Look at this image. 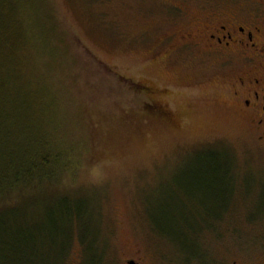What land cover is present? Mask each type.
Here are the masks:
<instances>
[{
    "label": "rangeland",
    "instance_id": "rangeland-1",
    "mask_svg": "<svg viewBox=\"0 0 264 264\" xmlns=\"http://www.w3.org/2000/svg\"><path fill=\"white\" fill-rule=\"evenodd\" d=\"M28 2L16 142L48 141L58 164L12 200L32 220L65 215L63 196L86 208L49 263L62 245L64 264L264 260V141L221 71L177 49L200 19L264 17V0Z\"/></svg>",
    "mask_w": 264,
    "mask_h": 264
},
{
    "label": "trees",
    "instance_id": "trees-1",
    "mask_svg": "<svg viewBox=\"0 0 264 264\" xmlns=\"http://www.w3.org/2000/svg\"><path fill=\"white\" fill-rule=\"evenodd\" d=\"M28 3V0H0V264H50L46 249L58 245L61 226L66 223L64 216L69 215V220H73L83 216L82 213L86 209L80 200L76 202L63 196L60 209L66 212L65 215L52 214L50 204L42 211L40 220H32L30 217L17 215V205L12 200L18 190L23 191L34 185V182L42 184L45 180L52 179L53 164H58V156L52 153L48 141L45 144L46 149L49 147L48 150L41 144L40 147L33 144L22 146L20 140L17 139L19 145L16 142L15 128L24 113L20 95L23 89L20 71L30 35L26 24L29 20L28 13L33 10V4ZM27 7L30 8L29 12L26 11ZM41 143L43 144V141ZM211 154L213 155L209 160L218 158L214 157L217 154ZM39 190L47 192L49 188L40 185ZM33 223L39 228L35 238L25 229ZM33 240H36L33 253H27L24 248L21 250L20 243L22 247H28L33 244ZM65 248L62 245L53 255L52 264H64L72 247L63 257L62 251H65ZM96 259L94 258L93 264H101L100 254H97Z\"/></svg>",
    "mask_w": 264,
    "mask_h": 264
},
{
    "label": "flooded vegetation",
    "instance_id": "flooded-vegetation-1",
    "mask_svg": "<svg viewBox=\"0 0 264 264\" xmlns=\"http://www.w3.org/2000/svg\"><path fill=\"white\" fill-rule=\"evenodd\" d=\"M177 49L197 55L212 69L221 71L225 85L233 88L238 113L264 141V17L239 18L221 13L212 19H200L180 33ZM128 263L143 264L136 259ZM240 264H264V260Z\"/></svg>",
    "mask_w": 264,
    "mask_h": 264
},
{
    "label": "clouds",
    "instance_id": "clouds-1",
    "mask_svg": "<svg viewBox=\"0 0 264 264\" xmlns=\"http://www.w3.org/2000/svg\"><path fill=\"white\" fill-rule=\"evenodd\" d=\"M89 172H90L91 175H94L95 172H96V169L95 168L94 169H91V170H89Z\"/></svg>",
    "mask_w": 264,
    "mask_h": 264
}]
</instances>
